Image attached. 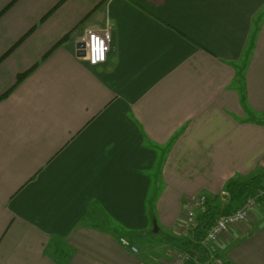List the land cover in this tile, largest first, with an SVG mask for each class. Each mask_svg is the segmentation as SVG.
Here are the masks:
<instances>
[{"label": "crops", "instance_id": "obj_1", "mask_svg": "<svg viewBox=\"0 0 264 264\" xmlns=\"http://www.w3.org/2000/svg\"><path fill=\"white\" fill-rule=\"evenodd\" d=\"M108 24L107 61L91 66L80 41ZM8 92L0 264H170L194 199L224 204L229 182L264 174V123L248 119L264 115V0H0ZM150 190L159 244L135 252L83 223L95 200L145 227ZM214 247L264 264V200Z\"/></svg>", "mask_w": 264, "mask_h": 264}, {"label": "built area", "instance_id": "obj_2", "mask_svg": "<svg viewBox=\"0 0 264 264\" xmlns=\"http://www.w3.org/2000/svg\"><path fill=\"white\" fill-rule=\"evenodd\" d=\"M112 31V25L108 24L107 27L101 31L89 30L87 37L80 41L78 52L84 54L82 56L83 59L91 66H98L107 61L108 53L112 46ZM261 199H264V185L256 197L248 199L242 207L233 213L221 216L208 230L205 238L200 243L202 251L204 252L202 257L194 255L192 252L178 251L170 264H187L189 262L196 264H224V260L215 250V243L223 235L228 233L231 227L246 223L251 214L258 207ZM206 201L207 199L205 197H198L192 202V209L186 213L185 222L183 223V232L185 236L190 235V232L194 229L196 222L195 210L202 208ZM122 242L124 245H129L126 240H122ZM132 250L137 252L136 247H132Z\"/></svg>", "mask_w": 264, "mask_h": 264}, {"label": "trees", "instance_id": "obj_3", "mask_svg": "<svg viewBox=\"0 0 264 264\" xmlns=\"http://www.w3.org/2000/svg\"><path fill=\"white\" fill-rule=\"evenodd\" d=\"M67 39V35L64 36L58 46ZM33 70V69H32ZM27 71L18 76L17 83L15 86L20 84L32 71ZM14 86V87H15ZM11 92V91H10ZM0 96V101L7 97L9 93ZM264 185V174H257L256 176L248 180H239L229 182L226 185L225 192L226 203L217 202L214 200H207L202 208L195 210V226L190 232L192 237L187 239L188 241H182L181 248L185 251L199 250L201 252V241L205 238L208 230L215 224V222L223 215L231 214L240 207H242L246 201L250 198H254L258 195ZM264 199H261L263 201ZM203 255L204 252L202 251ZM196 264V263H188Z\"/></svg>", "mask_w": 264, "mask_h": 264}, {"label": "rangeland", "instance_id": "obj_4", "mask_svg": "<svg viewBox=\"0 0 264 264\" xmlns=\"http://www.w3.org/2000/svg\"><path fill=\"white\" fill-rule=\"evenodd\" d=\"M248 119L255 122H261L262 124L264 123V115L262 113L258 114L257 112H253V115H251V113L248 112ZM151 193L152 191L150 190V198H148V203H146L145 213L148 216L149 221L145 227H141L137 223H134L132 229L125 226L120 223L118 219L116 220L113 215L108 214L102 205L96 204L97 202L95 200L92 201L88 207L90 212L84 218L83 223L85 225H96L101 226L102 228H108L112 232H117L118 236L126 234L125 238L134 247L142 251L147 247L153 246V244H159L165 240L168 231L164 227L160 217H158L155 206L151 201ZM139 224L142 225V223ZM157 228L159 229V232H156Z\"/></svg>", "mask_w": 264, "mask_h": 264}, {"label": "water", "instance_id": "obj_5", "mask_svg": "<svg viewBox=\"0 0 264 264\" xmlns=\"http://www.w3.org/2000/svg\"><path fill=\"white\" fill-rule=\"evenodd\" d=\"M81 54V56H83L84 54H82V53H80ZM158 231V228L156 229V232Z\"/></svg>", "mask_w": 264, "mask_h": 264}]
</instances>
